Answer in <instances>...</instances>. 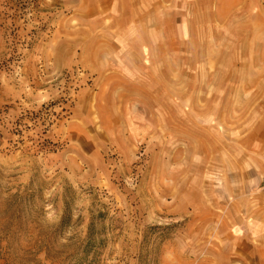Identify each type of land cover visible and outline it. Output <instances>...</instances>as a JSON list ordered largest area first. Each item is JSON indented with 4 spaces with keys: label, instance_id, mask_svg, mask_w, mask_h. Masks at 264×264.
<instances>
[{
    "label": "rangeland",
    "instance_id": "1",
    "mask_svg": "<svg viewBox=\"0 0 264 264\" xmlns=\"http://www.w3.org/2000/svg\"><path fill=\"white\" fill-rule=\"evenodd\" d=\"M0 264H264V0H0Z\"/></svg>",
    "mask_w": 264,
    "mask_h": 264
}]
</instances>
